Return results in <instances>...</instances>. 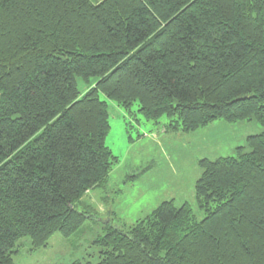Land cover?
Segmentation results:
<instances>
[{
  "label": "trees",
  "instance_id": "16d2710c",
  "mask_svg": "<svg viewBox=\"0 0 264 264\" xmlns=\"http://www.w3.org/2000/svg\"><path fill=\"white\" fill-rule=\"evenodd\" d=\"M100 95L167 133L264 129V0H0V264L92 218L117 163ZM246 146L198 161L201 221L162 202L105 228L96 264H264V130Z\"/></svg>",
  "mask_w": 264,
  "mask_h": 264
},
{
  "label": "rangeland",
  "instance_id": "374dc122",
  "mask_svg": "<svg viewBox=\"0 0 264 264\" xmlns=\"http://www.w3.org/2000/svg\"><path fill=\"white\" fill-rule=\"evenodd\" d=\"M100 100L107 103L109 115L104 143L117 163L106 184L82 198L92 218L69 239L54 235L47 248L32 251L28 239L20 241L14 264H96L100 249L94 241L105 228L126 232L170 200L176 207L187 204L195 221H201L204 214L194 199V184L201 175L198 161L236 157L237 147L248 152L246 138L264 130L253 121H217L188 134L167 133L166 117L154 124L144 120L136 104L128 114L103 95Z\"/></svg>",
  "mask_w": 264,
  "mask_h": 264
}]
</instances>
